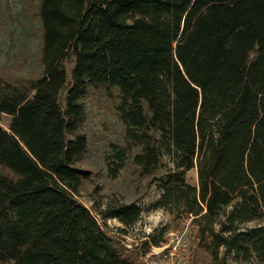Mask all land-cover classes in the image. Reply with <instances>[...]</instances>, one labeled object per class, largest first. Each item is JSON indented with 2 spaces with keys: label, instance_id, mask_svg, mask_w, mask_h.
Returning <instances> with one entry per match:
<instances>
[{
  "label": "trees",
  "instance_id": "16d2710c",
  "mask_svg": "<svg viewBox=\"0 0 264 264\" xmlns=\"http://www.w3.org/2000/svg\"><path fill=\"white\" fill-rule=\"evenodd\" d=\"M43 74L0 100V264H137L78 196L90 88L120 89L126 145L193 217L211 264H264V0H40ZM75 57L66 106V61ZM139 149V151H136ZM198 168L199 186L188 171ZM98 214L130 227L137 203Z\"/></svg>",
  "mask_w": 264,
  "mask_h": 264
},
{
  "label": "rangeland",
  "instance_id": "374dc122",
  "mask_svg": "<svg viewBox=\"0 0 264 264\" xmlns=\"http://www.w3.org/2000/svg\"><path fill=\"white\" fill-rule=\"evenodd\" d=\"M39 2L0 0V100L13 89L9 82L24 84L43 74ZM74 65L75 57L66 61L68 82L61 95L64 106L73 83ZM83 103L87 119L82 132L89 139V148L81 167L89 171V177L79 201L93 211L111 236L132 252L137 264H211L212 256L206 249L207 243H202L193 217L178 218L155 207L161 191L150 178L139 174L134 155L119 176H112L108 157L114 145H126V125L118 110L120 89L90 88ZM11 121L12 116L3 114L0 125L10 130ZM186 178L191 185L199 186L198 168L188 171ZM118 203H137L143 210L141 219L128 227L118 219L105 221L97 212L99 207Z\"/></svg>",
  "mask_w": 264,
  "mask_h": 264
}]
</instances>
